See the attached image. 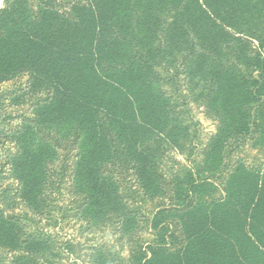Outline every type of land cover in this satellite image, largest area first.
Instances as JSON below:
<instances>
[{
  "label": "trees",
  "instance_id": "16d2710c",
  "mask_svg": "<svg viewBox=\"0 0 264 264\" xmlns=\"http://www.w3.org/2000/svg\"><path fill=\"white\" fill-rule=\"evenodd\" d=\"M21 76L31 116L7 131L0 118L14 184L0 202V253L13 264L56 256L6 211L17 201L43 213L62 144L89 227L137 231L125 173L143 200L167 201L128 262L98 247L93 264H264V171L225 164L233 143L264 155V0H3L0 85ZM190 105L217 123L200 149ZM168 150L188 163L169 178Z\"/></svg>",
  "mask_w": 264,
  "mask_h": 264
},
{
  "label": "rangeland",
  "instance_id": "374dc122",
  "mask_svg": "<svg viewBox=\"0 0 264 264\" xmlns=\"http://www.w3.org/2000/svg\"><path fill=\"white\" fill-rule=\"evenodd\" d=\"M3 0H0V8ZM254 48L257 43L252 44ZM27 78L21 76L15 80L0 85V118L8 116L1 125L4 131L15 129L22 118L29 117L32 95L26 93ZM191 118L196 123L198 147L202 148L217 129V123L211 119L204 108L190 105ZM65 147V149H64ZM11 149L6 140L0 138V202L4 198L13 197L11 190L14 188L12 180L8 178L5 154ZM59 160L54 164L57 175L62 174V179H56L54 190L46 195V207L41 215L30 212L20 202H15L14 207L6 212L20 218H26L25 224L28 230L48 237L54 246L55 257L50 262L37 259L34 264H93L92 254L96 248L117 255L124 262H128L133 248L144 246L146 242L153 240L152 232L147 229L146 220L150 219L156 211V207L167 201L143 200L134 179L130 173H125L120 179L123 185L122 192L125 195H133L129 199L131 209L135 211L139 227L132 236L122 234L116 221L107 222L99 227H89L78 216V199L71 193L70 187V163L75 152L70 145H63L58 151ZM198 152H196V155ZM242 161L246 166L256 169L262 167L264 171V155L252 149L246 144L231 146L225 151V164L228 170L237 162ZM188 166L183 156L173 150H168L163 157L160 167L169 178L170 173L179 172L182 167ZM0 207H2L0 203ZM0 264H13L12 254L1 252Z\"/></svg>",
  "mask_w": 264,
  "mask_h": 264
}]
</instances>
